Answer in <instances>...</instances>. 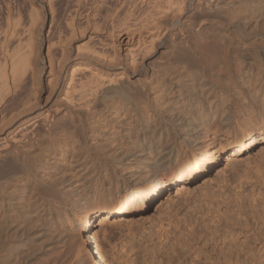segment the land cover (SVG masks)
<instances>
[{"label":"rangeland","instance_id":"1","mask_svg":"<svg viewBox=\"0 0 264 264\" xmlns=\"http://www.w3.org/2000/svg\"><path fill=\"white\" fill-rule=\"evenodd\" d=\"M56 1L53 0L52 3L55 4V6L53 5L54 15H56L54 17L57 25L60 24V22L61 24L56 27V31L52 30L50 32L51 34H49L51 14L48 6L50 0H0V7H3V9L2 7L0 9L1 35H4L5 30L9 28L10 21H13V23L16 22V28L17 26L18 28L21 27L20 29L17 28L19 34L10 37V40L8 39L6 42L4 38L0 36V48H2L0 49V56L2 53L3 56L5 55L4 51L6 52V47L8 46L7 49L10 50V53L16 52V54H23L25 57L31 56L32 58V55L35 53L33 58L36 55L38 57H36L35 62L33 58L31 59L34 62L33 64H36V66L39 64L47 70V42L51 38L57 39V37L61 36L62 30L65 29L63 32L67 31V33H63V35L68 34V31L72 30L74 25L76 26H74L76 29V36L72 35L70 31V35L68 34L69 36H66V39L69 41H64L65 46H68L69 43L68 49L70 53L75 55L77 45L88 40L87 37L80 33V28H82L83 24L88 23H85V21H90V27H94V23H91V21H98V25L101 27L103 26L105 31H109L113 23L114 26L116 25L115 22L117 20L114 21L115 19H120L122 22H130L128 19L131 18L130 20L134 21L141 13L140 9H143V6L145 7L144 3L143 5L139 2L141 8L138 4L137 10L135 9L137 6L132 7L129 0L128 3H125L127 0L125 2L124 0H118L119 2L117 0H108V2L112 1L111 3H101L99 0ZM96 1L97 4L95 3ZM84 2L88 4L85 5ZM70 3H74L72 4L74 8ZM89 3H93L94 6ZM99 3L103 4L102 6L104 9L102 6L98 7ZM114 4L116 5L112 8ZM107 5L111 6V9H109ZM116 6L119 7L116 8ZM125 6L128 9H123ZM95 9H98V11ZM105 9L108 11L110 10V12L106 10L107 12L105 13ZM120 9L126 11V16L123 15L119 17L117 11ZM32 10H34L35 13H39L35 14L39 19H43V21L37 20L41 23L40 25L37 21L34 22V19L37 17L33 19L32 16L35 15L30 16L31 13H34ZM67 10L72 11L67 12ZM9 11L13 15L12 18H8V15H6ZM133 11H135L134 14H132ZM98 12L99 15H101L100 17L99 15L96 16ZM69 13H72L70 14L71 16ZM107 13H111L112 18L109 17L111 15L108 16ZM197 13L195 9L192 10V14L195 15V20L198 22L201 20L202 22L203 19V22H206L205 19L208 18V25L203 26L200 29L201 31H199L196 25V29H192V32H188L186 27H182L183 25L177 27L179 30L182 29V31L175 29L176 33L179 31L176 34L178 39H176V41L180 43V46L183 48H186L190 43L192 48L194 47L193 49H195V52L197 51V54L203 57L202 60L204 63L192 67V69L188 70L185 74L198 69L200 73H202L203 71L201 72V70L205 65H210V67H212V72L208 75V73L204 71L203 77L206 79V83L210 81V84H214L218 87L214 96H211V99L216 96L219 102L221 101L220 98L226 100L224 104L221 102V106L224 105L228 110L223 117L225 120L217 116L216 118L208 117V110L206 109L208 106V94L204 96L205 99H200L197 106L192 107L191 110L186 113V118L184 119L185 121L187 120L186 123L175 125L170 117L164 114L167 108H173L175 106V91H178L179 87L172 84L175 83L176 80L173 79V72L171 71L174 67L167 70L170 62L169 56L172 54L170 52L171 50L170 48H160V51L157 53L158 56L156 55L148 61L150 64L148 63L149 65L145 69L146 72L141 71L140 74L136 76H130L124 79L131 90L133 89L131 91V97L133 96L134 100L132 97L128 100L115 99L113 102L114 104H97L95 111L94 109L92 112L84 111L79 115L80 117H76L75 120L77 122L68 121L64 122V125L59 124L57 126L54 142L50 143V145L49 143L45 144V155L42 156V160L39 159V165L41 167H39L38 178L52 180L53 182L58 180L60 182L59 186L53 187L54 189L57 188V191L62 189L64 193L66 192L64 199H61V197L60 199H54V203L60 206H58L60 208V214L56 218L49 214L44 215L42 220L39 221V226L33 228L31 232L24 236L23 241L19 242V244L21 243L19 245V250L21 251L15 256L16 258L12 255L7 256L0 259V264H75L80 258L83 262V259L86 258L87 255L81 250V235L79 234L80 231L77 226V219L79 213L84 208L95 207V211H99L109 208H100V206L106 203H114V205H117L120 201H128L133 194L139 193L141 189L148 184L146 180L149 177H168L173 174L175 178H179L180 173L186 170L187 166L190 164L192 156L197 151L206 148L217 152L219 156L206 177L193 183L190 191L183 194L179 191L177 192L176 187H174L173 190L163 195L159 204L152 206L148 211L133 216H118L115 221L112 220L113 222L108 221L105 224L94 225L93 233L98 241L97 248L104 252V255H106L113 264H141L142 259L145 257V253L147 254L150 252V250H145L146 248L151 249L155 247L159 249L158 253H161L163 245L169 247L177 241L179 237V239L182 238L181 240L183 242L184 238L186 239V235L192 241H190V243H193L192 249L201 247L205 252L207 251L210 256H214L212 260H217L221 257L220 262H222V264H226L224 262V257L229 247H231L232 250L236 247L235 251H233V256L240 252V263L248 264L253 261L254 264H264V143H256L250 152L237 158V160L230 162L225 160V155L230 151V144L241 138L244 131L249 130L256 133V142L260 141L264 136V83L260 80V75L257 73L256 61L258 57L253 55L251 51L243 50L241 47H237V50L231 48L232 50L229 52H224L221 49L220 51H223L224 54L220 51L218 53H213L211 50H208L209 37L217 36L216 38H218L219 42H222V45L227 42L228 44H232V46H236V42L234 41H237L236 39L239 40L240 32L235 28H224L226 21L223 20L224 23H221L220 21H222V19L219 21L217 16L212 13V15L208 14V16H203L200 13L197 15ZM86 14L87 16H85ZM93 14L95 20L90 17ZM103 14H106L107 17ZM83 15L84 18L82 17ZM103 17L108 18L107 21L106 18H104V23L100 21H104ZM124 17L130 18L125 19ZM69 18L72 19L69 20ZM120 20L117 21V25H119ZM109 21L111 22L108 23ZM101 23H106V27ZM59 26H61V28ZM67 26L71 29L69 30ZM58 27L61 30H58ZM83 27H85V25ZM2 30H4V32H1ZM181 32L184 34L182 35ZM229 32L231 33L229 34ZM104 34L103 38L105 41H108V39L110 41L111 37L106 36V33ZM177 35H179V37ZM203 39L206 40V44ZM180 40L183 43H181ZM258 40L259 39H250L248 42L250 44H253V42L255 43V41L259 43L260 41ZM187 41H189V43ZM183 44H186V46ZM200 44L201 46H199ZM106 49L105 51L107 53L110 51L112 52L110 47ZM161 52L164 53L161 54ZM216 54H219L221 57ZM226 55H228V57ZM223 56L226 59L219 60ZM0 60L2 61V56ZM216 61L222 64H217ZM179 70L181 71L182 68L180 67ZM164 73H168V75ZM25 75L26 73L22 76L26 77ZM163 76L172 78L164 83ZM222 87H225L227 90H224ZM234 88H237V92L240 94L235 93ZM137 90L139 92L142 90L140 95H135ZM169 90L171 92H169ZM130 99L132 100L130 101ZM57 102L47 103L44 110L53 108V104ZM204 114H206V117ZM146 117H150V125L156 127L154 133L135 130V126H137L139 122L144 121L143 119ZM201 117L206 118L203 121V127L199 130L197 135H191V128L196 127L194 124L198 123ZM152 120H154V122ZM58 127L60 128L58 129ZM162 131L163 134L160 137L159 135ZM144 135H146L145 141L152 140V144L150 148L148 145L144 146L143 155L135 157L134 160L126 161L118 158L121 151L130 146H135L137 138L143 137ZM195 136H197L199 140L193 142ZM167 147L175 149L170 164L163 163L158 166H153V160L162 155ZM153 156L154 159L152 160L151 157ZM171 170H173V172L169 174ZM50 175L53 179L50 178ZM129 176L133 177L130 178ZM190 230L193 231L194 238H197L198 242L193 237L188 236L187 232L190 233ZM256 239L258 241H256ZM248 240L252 241L250 242L251 246L255 245L253 251L256 252H252L255 256L253 260L250 259L252 258L249 256L250 253L247 254L246 251L243 252L240 250L244 244H246L245 246L248 248L250 247ZM254 240L256 242H254ZM235 244L241 245L239 247L235 246ZM178 246L180 247V245ZM0 254L5 255L7 253L5 250H1ZM185 255L184 261L188 263L191 258L190 253ZM148 256L149 255H147V257ZM201 257L202 262H204L205 258L203 256ZM186 258L188 260H186ZM234 258H236V256ZM151 259L152 257L149 256L146 263L148 264V261ZM168 259L169 256H164L163 264H171L170 262L168 263ZM157 263L158 261L155 262V264ZM208 264H211L209 260Z\"/></svg>","mask_w":264,"mask_h":264},{"label":"bare ground","instance_id":"2","mask_svg":"<svg viewBox=\"0 0 264 264\" xmlns=\"http://www.w3.org/2000/svg\"><path fill=\"white\" fill-rule=\"evenodd\" d=\"M125 1L126 0H124V2ZM129 1L132 4V7L137 6L139 2L145 4V7L143 6L144 4L141 5L143 6V9L140 7L139 4V7L141 8L140 9L141 13L138 15V17L135 18L134 21L130 20L131 19L130 17H127L130 18L128 19L130 22H125V21L122 22L120 19L114 20L113 18L114 21L120 20L121 23L119 22V25H117V21H116L115 23L117 26L116 25L114 26L113 23L110 30L105 31L103 26L101 27L100 25H98L97 20H96L97 22L91 21V23H94V27H90L89 25L90 21H85L86 20L85 19L84 20L85 23L86 22L88 23L87 24L82 23L83 26L85 25V27L82 26V28H80V33L81 35L87 37L88 40L77 45L76 47L77 51L75 55L70 53L68 49L69 43L68 46H65L64 41L65 40L69 41L66 38L70 35L69 34L70 31L72 35L76 36V29H75L76 26L73 24L75 27L73 26L72 30H70L71 28L69 29V27L67 26L68 29L70 30L68 31L69 35L64 34L65 35L64 36L63 33H67V31L63 32L65 29L61 25L64 30H62L61 36L57 37L58 40L51 38L47 42L48 43L47 70L46 68L41 67L39 64H38L39 66L33 64L36 61V57H38L36 55L33 58V55L35 53L32 55V58L34 59L33 62V60H31L32 59L31 56L25 57L23 56V54L22 55L16 54V52L10 53V50L7 49L9 46L6 47L7 45L5 44L6 52L4 51L5 53L4 56L2 55L3 53L1 54L2 61L0 60L1 61L0 62V253L1 250H5L7 254L5 255L0 254V259L10 255L15 257L17 254H19L21 251L19 250L20 248L19 245L21 244V243L19 244V242L23 241L24 236L27 235L29 232H31L33 228L39 226V221L42 220L44 215L49 214L52 217L56 218L60 214V208H59L60 206L54 203V199L57 198L60 199V197L61 199H64L66 192L64 193L62 189H60V191L59 190L57 191L56 190L57 188L56 189L53 188L54 186L56 187L59 186L60 182L58 180H55L53 182L52 180H47V179L45 180L38 178L39 167H41L39 163L40 160H42V156L45 155L44 154L46 150L45 144L49 143L50 145V143L54 142L57 133L56 131L57 126L59 124L64 125V122H68V121L75 122L76 117L82 114V112L84 111L92 112L93 109L95 111V109L97 108L96 106L97 104H114L113 102L115 99L128 100L129 98H132L133 96L131 97L132 95L131 91L133 89L131 90V88L127 85V82L125 83L124 79L130 76H136L140 74L141 71L146 72L145 69L150 64L148 61L157 55V53L160 51V48L162 47L167 49L170 48L171 50L170 52L172 54L171 56H169L170 62L167 67V70L174 67L171 71L173 72L172 73L173 74L172 77H174L173 79L176 80L175 83L172 84H174V86L179 87V90L175 91L176 94V97L174 98L175 106L173 108H167L164 114H167V116L170 117L171 121H173L175 125H181L182 123H186L187 120L186 121L184 120L186 118L185 117L186 113H188L192 107L197 106V103L200 101V99L203 98L205 99L204 96L208 94V102H207L208 106L206 108L208 110L207 112L208 117L216 118L217 116L220 119L221 118L224 119L223 117L225 116L228 110L225 108L224 105L221 106L222 104L221 102H223L224 104L226 100L224 98H220L221 101L219 102V100L217 101L216 96L211 99V96H214L218 87L214 84H210L209 83L210 81L206 83L205 82L206 79L203 77L204 71L208 73V75L212 72V67H210V65L207 66L205 65L201 70V72L203 71L202 73H200V70L198 69L199 71L193 70L192 72L185 74L187 73L188 70L192 69V67H196L198 66V64L204 63V61L202 60L203 57L198 55L197 51L195 52V49H193L194 47L192 48V45L189 43V41H187L189 44L186 48L181 47L180 46L181 44L177 43L176 41L177 39L176 34L179 31H182V29L179 30L177 27L183 25L182 27H186L188 32H192V29L193 30L196 29L195 28L196 25L199 31H201L200 29L203 26L208 25L207 24L208 18L205 19L206 22H203V19L202 22L201 20L200 22L195 20L194 18L195 15L192 14L193 9H195L198 13L202 14L203 16H208V14L212 13L215 16H217V19L219 21L222 19V21H220L221 23H224V21H226L224 28L225 27L229 29L235 28L237 31L240 32L239 40L238 39H236L237 41L233 40L234 42H236V46H232V44L230 43L228 44L226 42L227 40L225 41L227 44L223 43L222 45L221 44L222 42H219L218 38H216L217 36L209 37L208 50H211L213 53H218L221 49L224 52H229L230 50H232L231 48L237 50V47H241L243 50L251 51L253 55L258 57L256 61L257 73L260 75V80L264 83V77H263L264 0H129ZM129 1L127 0V2L125 3H128ZM87 2L86 4H88ZM99 2L111 3L112 1L108 2V0H102V1L99 0ZM52 3L53 0H50L48 6L51 14V26L49 28V34H51L50 32L52 30L56 31L55 30L57 29L56 27L61 24L60 21H59L60 24L57 25L56 23V19L54 17L56 16L54 15L55 4ZM95 3L97 4V1ZM101 3L98 4L99 5L98 7L103 5ZM72 4L71 6L74 8ZM89 4L92 5L93 3H89ZM115 5L116 4H114L112 8L115 7ZM126 6L123 7V9L128 7ZM110 7L111 6H109V9H111ZM117 7L119 6H116V8ZM137 8L138 6L135 9ZM107 9H105V13L108 11ZM95 10L98 11V9ZM71 11L72 10L70 11L67 10V12H71ZM86 12L88 13L87 10ZM108 12H110V10ZM134 12L135 11L131 13L134 14ZM117 13L119 17L123 15L126 16L125 10L123 11L122 9H120L119 11H117ZM35 14H39V13H35L34 11V13L33 14L31 13L30 16ZM70 14L72 13H69V15ZM6 15H8L7 16L8 18L13 17L10 11ZM78 15L80 16V13ZM98 15L99 12L96 16ZM101 15H102V9H101ZM101 15H99V17ZM107 15L109 16L111 15V13L110 14L107 13ZM85 16H87V14ZM93 16L94 14L90 17L93 18ZM32 17L34 19L35 17H37V15ZM82 17L84 18V15ZM106 17H103V19ZM109 17L112 18V15ZM38 19L39 17L35 18L34 22H36ZM70 19L72 18H69V20ZM107 19L108 18H106V21ZM40 20L43 21V19H39V21ZM93 20L95 19L93 18ZM100 21L104 23L105 19L104 21L103 20ZM10 22L11 23L9 28H7L5 32L4 30L1 31L4 32V35H1L0 33V36L4 38L5 42L8 39L10 40V37L19 34V32L17 31L18 26L16 28L15 25L16 22L15 23H13V21ZM110 22L111 21H109L108 23ZM37 23L39 25L41 24L38 21ZM103 23L101 24L105 26L106 23L105 24ZM61 26L59 27L61 28ZM20 28L21 27H19L18 29ZM60 28L58 30H61ZM175 29H178L179 31L176 33ZM104 33H106V36L111 37L110 41L109 39L108 41L107 40L105 41V39L103 38V36L105 35ZM230 33L231 32H229V34ZM183 34L184 33H182V35ZM177 36L179 37V35ZM250 39L253 40L259 39L258 41L260 42L256 43L255 41V43L253 42V44H250L248 42V40ZM203 41H205L206 44V40L203 39ZM181 43L183 42L181 41ZM186 44L183 45L186 46ZM199 46H201V44ZM109 47L110 50L112 49V52L111 51L109 52L108 50L109 53H107L105 49L106 48L109 49ZM163 53L164 52H161V54ZM216 55L220 56L219 54ZM226 56L228 57V55ZM223 57L221 59L219 58L218 59L219 60L226 59L225 57L224 58ZM218 63L221 62H217V64ZM180 67L182 68L181 71L179 70ZM25 73H26L25 75L26 77H23ZM168 73L167 74L164 73V74L168 75ZM171 78L169 76L167 77L163 76L164 79L163 82L165 83L167 80L169 79L171 80ZM225 87L222 88L224 90H227L225 89ZM171 91L169 90V92ZM136 92L137 93H135V95L136 94L140 95V92H142V90L140 92L137 90ZM235 93L240 94L239 92H237V88L235 89ZM132 99L134 100V97ZM132 99H130V101ZM53 102H57L56 104L55 103L53 104L54 105V107L52 106L53 108L49 110L47 109L44 110V107L46 106L47 103H53ZM204 116L206 117V114H204ZM205 117L204 118L201 117V120L199 118L200 121L197 119L198 123L196 124L193 123L196 127L191 128V135L192 134L197 135L199 130L203 127L202 124L204 119H206ZM149 118L146 117L143 119L144 121L139 122L137 126H135V130L154 133L156 127L150 125L151 122ZM152 121L154 122V120ZM60 127H58V129ZM162 134L163 131L160 132L159 136L161 137ZM255 136L256 133H253L249 130L244 131L243 136H241V138L237 139L236 141L230 144V151L225 155V160L227 162L237 160V158L244 156L247 152H250V150L253 149L256 143L257 144L264 143V136L260 141L257 142ZM145 140H146V135H144L143 137H138L137 142H135V146H130L129 148L121 151L118 155V158L123 161L124 160L126 161V160H134L135 157L143 155L144 146L148 145V147L150 148L152 144V140H148L147 142ZM197 140L199 139L197 136H195L193 142ZM174 150H175L174 148L167 147L162 155L158 156L155 159L154 156L151 157L152 160L154 159L152 162L153 166L154 165L158 166L163 163L170 164V161H172ZM218 157L219 156L217 155V152L208 150V148L199 150L192 156L190 164L187 166L186 170L180 173L179 178H175L173 174H171V172H173V170H171L170 173L168 172L169 174H171V176L147 178L146 181L148 182V184H146L139 193L133 194L131 199L128 201H120L118 202L119 204L117 205L116 204L114 205V203H106L100 206V208L101 209H104V207H109V208L99 211H95V207L84 208L79 213L77 219V226L79 227V231H80L79 234L81 235V244H82L81 250H83L82 252H84V254H86L87 257L83 259V262L82 260H80L81 259L80 258L79 261L75 264H113L108 259V257L104 255V252H102L97 248L98 241L93 233L94 225L105 224L108 221L113 222L112 220L115 221L118 216H122V215L133 216L148 211L152 206L159 204L163 195L168 191L173 190L174 187H176L177 192L179 191L181 194L189 192L191 185L193 183L207 176L214 163L218 160ZM132 177L133 176H131L130 178ZM50 178H52V176ZM110 205H114V206H110ZM187 233L188 236L194 238L193 231L190 230V233L189 232ZM185 237L186 239L184 238L183 242L181 240L182 238L179 239L180 238L179 237L177 241L171 244V246L167 247L163 245V249L161 253H158L159 249H156L155 247H152L151 249L146 248L145 250L147 251L150 250V252L147 254L145 253V257L142 259L141 264H147L146 261L149 259V256L152 257V259L148 261L150 264H155L156 261H158L157 264H163L164 256H169L168 263L170 262L171 264H175V263L176 264H188V263L208 264V260L210 261L211 264H222V262H220L221 257L218 258L219 260L218 259L212 260L214 256H210L208 252L207 251L205 252L201 247L192 249L193 243L192 244L190 243L191 240L186 235ZM195 240L197 241V238ZM256 241L258 240L256 239ZM256 241L254 240V242ZM250 242L252 241L251 240L249 241L250 244L249 248L245 246L246 244H244V246L242 245L243 247H241L240 250L243 252L246 251L247 254L250 253L249 256L252 258H250L248 255L247 256L251 260H253L255 256L252 252H256V251H253L255 245L251 246ZM238 243H242V242H238ZM178 245H180V247ZM240 245L235 244V246H239V247ZM235 248L234 250H232L231 247H229V250L227 249V252L225 253V257H224V262L226 264H243L239 262L240 252H238L237 255H235L236 258H234L235 256H233V251H235ZM187 253H190V257H191L188 263L184 261L186 256L185 254ZM147 255L149 256L147 257ZM158 255H160L161 258ZM201 256L205 258L204 262H202ZM186 260L188 259L186 258ZM248 264H254V263L253 261H251Z\"/></svg>","mask_w":264,"mask_h":264}]
</instances>
